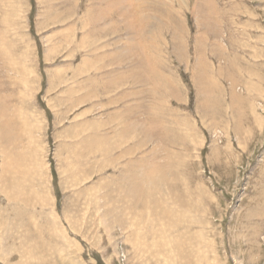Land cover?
Returning <instances> with one entry per match:
<instances>
[{
	"label": "rangeland",
	"instance_id": "obj_1",
	"mask_svg": "<svg viewBox=\"0 0 264 264\" xmlns=\"http://www.w3.org/2000/svg\"><path fill=\"white\" fill-rule=\"evenodd\" d=\"M0 264H264V0H0Z\"/></svg>",
	"mask_w": 264,
	"mask_h": 264
},
{
	"label": "bare ground",
	"instance_id": "obj_2",
	"mask_svg": "<svg viewBox=\"0 0 264 264\" xmlns=\"http://www.w3.org/2000/svg\"><path fill=\"white\" fill-rule=\"evenodd\" d=\"M215 16V15H214ZM217 16V15H216ZM219 24V23H218ZM201 37V36H200ZM10 61V60H9ZM2 112V111H1ZM3 113V112H2ZM1 113V114H2ZM160 130V129H159ZM124 134V133H123ZM86 139H87V137H86ZM162 140V139H161ZM84 142V141H83ZM82 143V142H81ZM87 143V142H86ZM85 144V143H84ZM88 144V143H87ZM160 145V144H159ZM167 148V147H166ZM152 149V148H151ZM20 155V154H19ZM19 160V159H18ZM19 163V162H18ZM7 165V164H6ZM18 166V165H17ZM28 168V167H27ZM157 169V168H156ZM15 170H17V169H15ZM18 171V170H17ZM21 172H22V169H21ZM19 173V172H18ZM145 175H146V173H145ZM19 177V176H18ZM12 178V177H11ZM143 182V181H142ZM13 183V182H12ZM15 184V183H14ZM135 184V183H134ZM137 185V184H136ZM140 187H142V186H140ZM141 190V189H140ZM142 191V190H141ZM140 191V192H141ZM144 192V191H143ZM135 193V192H134ZM149 195V194H148ZM130 196V195H129ZM142 196H140V198H141ZM146 197H147V195H146ZM146 200V199H145ZM139 201V200H138ZM147 202V201H146ZM152 209V208H151ZM161 209H162V207H161ZM153 210H154V208H153ZM159 211V210H158ZM20 213V212H19ZM21 213H22V211H21ZM156 213H157V211H156ZM21 216H22V214H21ZM163 216V215H162ZM161 216V217H162ZM44 246V245H43Z\"/></svg>",
	"mask_w": 264,
	"mask_h": 264
}]
</instances>
